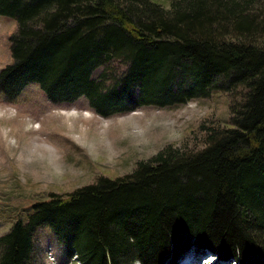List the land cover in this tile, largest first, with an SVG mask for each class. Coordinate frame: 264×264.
<instances>
[{
	"label": "trees",
	"instance_id": "trees-1",
	"mask_svg": "<svg viewBox=\"0 0 264 264\" xmlns=\"http://www.w3.org/2000/svg\"><path fill=\"white\" fill-rule=\"evenodd\" d=\"M0 15L16 21L7 101L34 83L52 103L83 98L109 117L230 96L202 148L167 145L23 207L0 234V264H31L42 225L76 264H175L186 252L264 264V0H0Z\"/></svg>",
	"mask_w": 264,
	"mask_h": 264
},
{
	"label": "rangeland",
	"instance_id": "rangeland-1",
	"mask_svg": "<svg viewBox=\"0 0 264 264\" xmlns=\"http://www.w3.org/2000/svg\"><path fill=\"white\" fill-rule=\"evenodd\" d=\"M15 28L14 19L0 15V68L11 61L8 38ZM229 102V94L214 92L174 107L142 106L103 117L83 98L52 103L34 83L13 101L0 95V234L23 207L49 192L121 176L167 145L202 148L205 126L227 124ZM34 243L31 264H50L47 244H53L58 264H76L47 226L37 228ZM192 255L186 252L176 263ZM214 257L213 264H226Z\"/></svg>",
	"mask_w": 264,
	"mask_h": 264
},
{
	"label": "bare ground",
	"instance_id": "bare-ground-1",
	"mask_svg": "<svg viewBox=\"0 0 264 264\" xmlns=\"http://www.w3.org/2000/svg\"><path fill=\"white\" fill-rule=\"evenodd\" d=\"M205 259H206V258H205ZM186 260H187V259L182 260V261H183L182 263H183V264H187ZM210 260H211V259H210ZM213 262H214V261H212V263H213ZM182 263H181V264H182ZM177 264H178V263H177ZM198 264H202V261H201V260H198Z\"/></svg>",
	"mask_w": 264,
	"mask_h": 264
}]
</instances>
